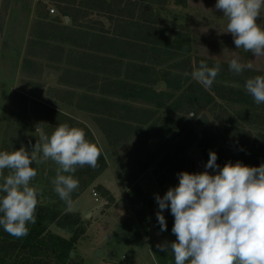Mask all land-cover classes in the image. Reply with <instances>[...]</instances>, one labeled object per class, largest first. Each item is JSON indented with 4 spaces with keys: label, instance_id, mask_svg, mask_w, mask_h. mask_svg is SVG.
<instances>
[{
    "label": "rangeland",
    "instance_id": "obj_1",
    "mask_svg": "<svg viewBox=\"0 0 264 264\" xmlns=\"http://www.w3.org/2000/svg\"><path fill=\"white\" fill-rule=\"evenodd\" d=\"M65 1L0 0V151L13 152L23 146L31 152L39 140L37 128L50 136L62 124L84 125L101 148L107 168L69 208L54 194L52 180L59 166L50 159L34 162L31 166L37 176L30 186L39 189L38 204L81 216L86 233L74 256L86 264H175L170 249L162 252L157 248L175 242L176 236L172 233L174 216L168 209L162 213L167 230H160L156 196L163 197L169 188L178 186L179 173L207 170L214 175L219 171L205 167L203 134L213 129L216 138L207 146L223 150L233 164H264L247 161L251 158H242L235 148L230 151L231 144L248 146L240 135L220 134V107L237 116L243 108L219 100L217 110L187 103L202 86L192 72L204 61L210 67L219 64L221 74L232 58H238L242 64L253 65L245 68L251 74H244L243 81L255 73L264 74V56L236 48L232 34L225 32L227 17L215 8L217 0H148L169 33L191 41L186 53L161 56L146 53V32L134 24L108 30L104 21L103 30L93 22L100 20L94 11L80 6L76 20L66 23ZM124 9L112 8L114 12ZM257 23L264 28V8ZM65 26L67 30H63ZM102 31H110V44L97 42ZM116 37L126 39L114 45L119 42ZM203 88L205 92L216 90ZM178 101L179 113L166 120L165 112ZM159 103L164 104L162 109ZM190 113L196 117L189 118ZM243 117L237 120L249 136L264 141V116L252 127ZM161 118L174 124L176 131L177 127L182 130L177 142L149 134V127L163 123ZM37 155L39 159L42 153ZM9 171L5 169L3 175ZM50 230L71 237L56 225Z\"/></svg>",
    "mask_w": 264,
    "mask_h": 264
},
{
    "label": "clouds",
    "instance_id": "obj_2",
    "mask_svg": "<svg viewBox=\"0 0 264 264\" xmlns=\"http://www.w3.org/2000/svg\"><path fill=\"white\" fill-rule=\"evenodd\" d=\"M215 8L227 17L225 32L232 34L236 48L264 56V28L257 23L264 0H217ZM252 67L238 58L229 61V70L237 75ZM219 72V64L209 67L201 61L192 77L210 88ZM245 89L257 105L264 103V76L248 78ZM193 116L196 114L188 117ZM36 131L39 140L31 152L23 146L13 152L0 151V226L16 238L26 237L27 225L36 223L39 189L30 186L37 176L31 166L34 162L50 159L59 166L52 180L54 191L71 208V194L79 187L72 174L85 165L95 169L101 154L82 129L62 124L50 136L39 128ZM216 161L217 154L210 151L206 169L219 168ZM5 169L10 170L7 176L3 175ZM178 176V186L169 188L163 197L156 196L160 230H167L162 213L170 207L176 241L157 248L162 252L170 249L175 264H264V164L249 167L228 162L214 175L206 170Z\"/></svg>",
    "mask_w": 264,
    "mask_h": 264
},
{
    "label": "trees",
    "instance_id": "obj_3",
    "mask_svg": "<svg viewBox=\"0 0 264 264\" xmlns=\"http://www.w3.org/2000/svg\"><path fill=\"white\" fill-rule=\"evenodd\" d=\"M63 3L67 6L63 9V15L69 20H76V14L80 12L77 8L80 6L82 9L94 11V14L97 15L100 20H95L93 22L102 26L103 30L106 25H109L108 30H112L110 28H123L133 24V26L144 29L146 32L145 42L148 46L146 51L147 54L161 56L162 54H171L175 52L186 53L191 48L190 39L181 36L179 33H169L167 28L158 22L161 20V15L158 14L152 3L148 0H80V3L78 0H67ZM114 6L123 7L125 9L123 11L114 12L112 10ZM136 10H139L141 14L137 16ZM104 21L105 23L107 22L106 25L103 23ZM103 24L105 26H103ZM67 29L68 26L63 28V30ZM109 34L110 31H102L97 42L103 43V45L110 44L109 40L111 37ZM116 38L119 42L114 41V45L126 39L122 38L121 40V37ZM107 63L108 62H106V64ZM225 69L226 71L218 74L215 80L224 79L227 83L219 85L220 82L218 84L216 83L217 81H214L212 86L215 87L216 90L214 91L213 89V93L210 91L205 92L206 90L202 86H198L197 90L199 94L194 93L192 97H189L187 103H199L203 104L205 106L204 108L217 110L218 103L216 100H219L225 105H232L234 107L240 106L243 108L241 112L237 113L238 117L237 115L228 113L226 108L220 107L223 111L221 113L223 120L220 119L218 122L220 124V134H222L223 131L228 134L229 131V133L234 136L240 135L239 137L244 139L243 142L247 143L248 146L243 147L239 144H231L229 145L230 151L232 148H235L238 152H241L242 158H251L247 159V161L251 162L254 160L255 162L258 161L256 163H264V141L253 140L237 120L241 118L243 114L245 116L243 119H246L247 124L252 127L255 126L256 120L260 121L261 117L264 116V107L257 105L253 97L245 89V82L248 76L245 80H241L244 74L249 75L251 73L243 71L242 74L237 75L233 73V75H231L229 68ZM143 70L148 71L147 68ZM257 75L264 76L262 73H255L249 78H253ZM159 104V108L162 109L164 104ZM171 106L172 107L168 109L169 113L165 112V114H168L166 120L177 116L181 103L178 101ZM249 108H251V111L246 110ZM163 116L164 113L162 117ZM226 119L227 121H224ZM162 121L163 123H160V125H158V123L152 126L150 125L151 127L149 128L151 130L149 134L154 135L157 133V137H167L170 143L177 142L180 139L182 130L179 131V127H177L178 131H176L174 124H170L168 121ZM77 125L80 126L79 129L86 131L85 136L89 137L88 141L95 144L100 149L97 142L91 137L89 129L86 128V130L84 125L79 124V122H77L75 126ZM243 134L245 138H242ZM215 136L214 130L211 128L203 134L201 139L204 147L203 155L208 161L209 152L214 151L217 154L216 163L219 165V168H222L226 163H232V161L229 155L224 154L223 150L207 146L212 142L211 140L213 138H216ZM170 147L171 146L168 145V148ZM100 153L98 166L95 169L85 165L84 167H78L77 171L72 174L74 178L79 181L78 189L71 194L72 201L81 196L95 178L107 168V163L101 149ZM231 157L236 159L235 153H233ZM54 194L56 193L54 192ZM0 195H3V193ZM54 196L52 195L51 197ZM2 215L3 214L0 213V216ZM35 215L36 223H29L27 225L29 234L26 237H13L4 231L3 226H0V264H86L84 260L74 256L78 242L86 233V228L80 215L65 213L57 207L53 208L42 204L37 205ZM54 225L61 230L69 232L71 237L68 239L53 233L50 229Z\"/></svg>",
    "mask_w": 264,
    "mask_h": 264
},
{
    "label": "water",
    "instance_id": "obj_4",
    "mask_svg": "<svg viewBox=\"0 0 264 264\" xmlns=\"http://www.w3.org/2000/svg\"><path fill=\"white\" fill-rule=\"evenodd\" d=\"M65 22L68 23L69 22V19L66 18Z\"/></svg>",
    "mask_w": 264,
    "mask_h": 264
},
{
    "label": "built area",
    "instance_id": "obj_5",
    "mask_svg": "<svg viewBox=\"0 0 264 264\" xmlns=\"http://www.w3.org/2000/svg\"><path fill=\"white\" fill-rule=\"evenodd\" d=\"M167 209H168V211L171 213L170 207H169V208H167Z\"/></svg>",
    "mask_w": 264,
    "mask_h": 264
},
{
    "label": "crops",
    "instance_id": "obj_6",
    "mask_svg": "<svg viewBox=\"0 0 264 264\" xmlns=\"http://www.w3.org/2000/svg\"><path fill=\"white\" fill-rule=\"evenodd\" d=\"M101 149V148H100ZM104 155V154H103Z\"/></svg>",
    "mask_w": 264,
    "mask_h": 264
}]
</instances>
